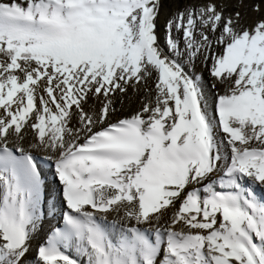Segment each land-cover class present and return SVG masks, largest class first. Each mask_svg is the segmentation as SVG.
I'll return each mask as SVG.
<instances>
[{"label":"snow or ice","instance_id":"1","mask_svg":"<svg viewBox=\"0 0 264 264\" xmlns=\"http://www.w3.org/2000/svg\"><path fill=\"white\" fill-rule=\"evenodd\" d=\"M159 5L0 0V264H24L41 219L32 150L65 206L36 264H264V19L244 28L207 0L167 22L165 52ZM200 56L225 85L214 114L187 70ZM153 72L154 99L108 122L115 94Z\"/></svg>","mask_w":264,"mask_h":264},{"label":"bare ground","instance_id":"2","mask_svg":"<svg viewBox=\"0 0 264 264\" xmlns=\"http://www.w3.org/2000/svg\"><path fill=\"white\" fill-rule=\"evenodd\" d=\"M207 0H160L158 16L156 18V35L158 37V44L161 48H164V43L160 41V35L162 34L163 21L169 16V14L173 13L180 5L191 4L193 5H201L206 3ZM216 3L218 10L220 8H224L225 16L232 15L235 16V13H240V21L239 26L244 28H251L254 24L263 19L261 14L262 11L255 10V4L249 6V2H245L243 0H213ZM249 4V5H248ZM173 36L176 38H180L177 36L175 31H173ZM182 35V34H181ZM222 47L214 46L212 51L221 53ZM166 52V51H165ZM212 61L209 59L205 61L203 56L198 57L194 61L193 66H189L187 68L188 71L192 72L194 75H199L201 77L200 83L203 85L204 93L207 97V102L209 105L210 114H214L215 110V101L217 94H223L225 91V85L221 84L219 81L215 80L210 75ZM157 74L155 72L152 73L150 78H147L145 82H142L137 86V88L129 87L126 93L121 94L117 92L113 97V108L114 111L110 112L108 117V122H115L118 119H121L125 116H128L136 111H138L145 100H151L155 97V81ZM215 85V87H213ZM148 89L146 91L145 89ZM103 98L101 97V100ZM101 104L96 101L92 97H89L87 104L84 105L86 110L90 111H98ZM76 121H73L75 125ZM104 126H107L106 124ZM96 130H99V126ZM34 142L33 134L31 132L26 133V138L22 141L23 146L25 148L28 147L30 143ZM35 155L42 160V174L45 185V192L41 199V219L39 224L37 225L36 231L32 234L30 239L29 251L27 256L24 258V264H36V254L37 249L42 242V238L44 232L47 228L52 225H55L57 222V211L59 210V200L55 191L53 190V186L58 183V180L54 173V167L48 162L46 159V153L39 150H32ZM195 187L194 185H190L189 188ZM218 187V186H217ZM255 190L260 191V194L256 192V195L264 201V186L256 187L253 185ZM179 202H177L178 207ZM173 210H169L165 215H171ZM117 218V214L115 212L110 213L108 216V221L111 222L113 219ZM74 255V253H70Z\"/></svg>","mask_w":264,"mask_h":264},{"label":"rangeland","instance_id":"3","mask_svg":"<svg viewBox=\"0 0 264 264\" xmlns=\"http://www.w3.org/2000/svg\"><path fill=\"white\" fill-rule=\"evenodd\" d=\"M245 2H249V6L255 4V5H259L260 7V10L262 11V18L264 19V0H243ZM191 7V4H185V5H180L173 13L169 14V16L163 21V24H161V27H162V34L160 35V41L161 43H164V51L167 52V48L165 47V34H166V25H167V22L172 19L177 13L187 9V8H190ZM173 31H175V33L177 34L178 37L181 36V33L179 32H176L175 28H173ZM179 39V38H178ZM218 186V185H217Z\"/></svg>","mask_w":264,"mask_h":264}]
</instances>
